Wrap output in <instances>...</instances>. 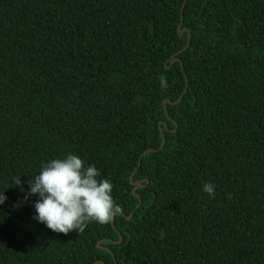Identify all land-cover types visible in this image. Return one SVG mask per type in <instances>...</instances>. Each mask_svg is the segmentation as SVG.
I'll return each mask as SVG.
<instances>
[{"label":"trees","instance_id":"obj_1","mask_svg":"<svg viewBox=\"0 0 264 264\" xmlns=\"http://www.w3.org/2000/svg\"><path fill=\"white\" fill-rule=\"evenodd\" d=\"M68 154L113 184L109 224L33 218ZM4 190L0 264H264V0H0Z\"/></svg>","mask_w":264,"mask_h":264},{"label":"clouds","instance_id":"obj_2","mask_svg":"<svg viewBox=\"0 0 264 264\" xmlns=\"http://www.w3.org/2000/svg\"><path fill=\"white\" fill-rule=\"evenodd\" d=\"M161 81L165 83L163 77ZM100 175L94 165L86 166L79 156L68 154L63 159L51 160L42 166L38 175L29 178L30 190L24 199L38 196L33 218L56 233L83 232L92 221L106 225L120 208L111 195L113 184L108 179L98 180ZM22 184L21 176H18L8 188L19 186L23 191ZM6 190L0 192V205L7 200ZM203 190L214 197V184L205 183ZM165 235L161 230L160 238Z\"/></svg>","mask_w":264,"mask_h":264},{"label":"water","instance_id":"obj_3","mask_svg":"<svg viewBox=\"0 0 264 264\" xmlns=\"http://www.w3.org/2000/svg\"><path fill=\"white\" fill-rule=\"evenodd\" d=\"M182 12H183V10H182ZM182 20H183V19H182ZM182 34H183V31H179V35H182ZM165 103H166V102H165ZM169 103H171V102H169ZM171 104H173V103H171ZM175 104H176V103H175ZM164 144H165V142H163V145H162L161 148H163ZM139 186H140V183H137V187H139ZM134 194L137 196V194L135 193V190H134ZM131 216H132V215H131ZM128 219H130V218H128ZM97 246H98V248H101L99 244H98Z\"/></svg>","mask_w":264,"mask_h":264}]
</instances>
